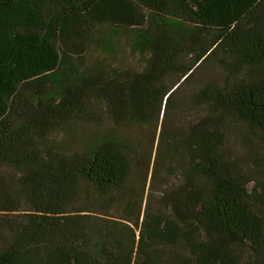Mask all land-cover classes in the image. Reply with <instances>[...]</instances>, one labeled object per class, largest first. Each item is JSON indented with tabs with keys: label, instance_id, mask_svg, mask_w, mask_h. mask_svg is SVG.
<instances>
[{
	"label": "trees",
	"instance_id": "trees-1",
	"mask_svg": "<svg viewBox=\"0 0 264 264\" xmlns=\"http://www.w3.org/2000/svg\"><path fill=\"white\" fill-rule=\"evenodd\" d=\"M102 26L149 52L143 70L86 65ZM210 60L240 79L206 88L179 204L142 224V204L108 219L132 145L108 134L66 151L51 136L100 121L91 101L117 126L157 124ZM231 123L264 148V0H0V264H161L164 245L183 246L190 264H264V180L225 156Z\"/></svg>",
	"mask_w": 264,
	"mask_h": 264
},
{
	"label": "rangeland",
	"instance_id": "rangeland-1",
	"mask_svg": "<svg viewBox=\"0 0 264 264\" xmlns=\"http://www.w3.org/2000/svg\"><path fill=\"white\" fill-rule=\"evenodd\" d=\"M162 29V28H160ZM129 34L114 36L108 26H102L91 35L87 46L86 65L106 66L110 70L140 72L146 65L149 52H135L131 48ZM191 58L184 60L190 64ZM246 71L242 77H252ZM175 81L178 76L174 75ZM240 77L231 75L214 60L206 62L196 70L187 82L176 89L165 116L156 124L117 126L102 107L92 111L101 115V120H90L75 124L70 131L61 130L51 136L53 144H62L66 151H81L85 146L108 134L115 135L134 148V169L124 189L117 193L115 208L108 219L118 222L131 204L133 208L142 204L141 224L147 213L170 214L174 204L188 188L192 176L190 149L192 128L208 113L205 98L207 86L214 83L231 86ZM223 152L237 169L248 179L264 180V148L252 130L237 123L228 127V139ZM98 218H106L97 215ZM156 255L161 264H190L183 246H160Z\"/></svg>",
	"mask_w": 264,
	"mask_h": 264
}]
</instances>
